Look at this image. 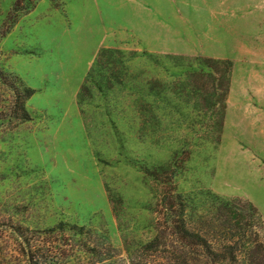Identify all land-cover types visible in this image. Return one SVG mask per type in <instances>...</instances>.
<instances>
[{
  "label": "rangeland",
  "instance_id": "obj_1",
  "mask_svg": "<svg viewBox=\"0 0 264 264\" xmlns=\"http://www.w3.org/2000/svg\"><path fill=\"white\" fill-rule=\"evenodd\" d=\"M178 195L264 220V0H0V264H131Z\"/></svg>",
  "mask_w": 264,
  "mask_h": 264
},
{
  "label": "trees",
  "instance_id": "obj_2",
  "mask_svg": "<svg viewBox=\"0 0 264 264\" xmlns=\"http://www.w3.org/2000/svg\"><path fill=\"white\" fill-rule=\"evenodd\" d=\"M176 198L179 199L178 208L174 207L175 200L170 201L164 228L136 252L131 264H264V220L253 206L249 205V212H244L245 221L234 222L224 213L244 211V207L219 202L217 210L225 217L226 225L219 234L213 235L193 228L186 218V202L180 195ZM60 226L63 227V223ZM75 228L76 233L84 235L83 227ZM99 242L96 239L95 247H91L90 251L86 248L85 253L89 251V256L103 254L98 248L101 247ZM60 246L48 249L52 255L50 264L67 263L63 260L68 252ZM23 254L28 257L30 264L39 263L32 251H23ZM106 255L110 256L109 252ZM113 257H106L95 264H106V260ZM77 258L78 264H83V259Z\"/></svg>",
  "mask_w": 264,
  "mask_h": 264
}]
</instances>
